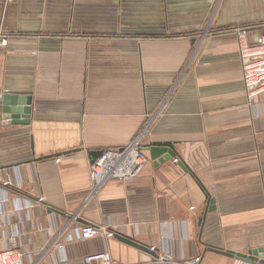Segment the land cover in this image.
Returning <instances> with one entry per match:
<instances>
[{
	"label": "crops",
	"instance_id": "1",
	"mask_svg": "<svg viewBox=\"0 0 264 264\" xmlns=\"http://www.w3.org/2000/svg\"><path fill=\"white\" fill-rule=\"evenodd\" d=\"M239 27L264 33V0H0V96L32 98L28 124H0V250L11 237L32 264L104 250L172 264L112 235L79 237L87 223L196 264L236 260L207 245L264 247V95L247 100ZM138 136L139 172L95 187L90 151ZM153 141L188 169L155 163Z\"/></svg>",
	"mask_w": 264,
	"mask_h": 264
},
{
	"label": "built area",
	"instance_id": "2",
	"mask_svg": "<svg viewBox=\"0 0 264 264\" xmlns=\"http://www.w3.org/2000/svg\"><path fill=\"white\" fill-rule=\"evenodd\" d=\"M237 44L241 59L242 79L246 88L248 102L252 105L258 95H264V33L255 40H250L245 28H236ZM7 38L0 33V45L5 44ZM138 136L128 145L122 148H106L90 165V178L95 187L102 185L112 177H134L144 162L147 155L140 145ZM4 199H6L4 197ZM26 206H31L32 201H27ZM118 231L105 226L83 224L78 228L81 238H90L98 235H112ZM6 246L0 250V264H32L28 247H17L13 238H9ZM37 253V251H35ZM199 257L186 260L184 257H176L170 252L159 253L156 263L171 262L172 264H196ZM60 264H118L109 251L89 254L73 261H63ZM233 264H261L260 262H248L236 259Z\"/></svg>",
	"mask_w": 264,
	"mask_h": 264
},
{
	"label": "water",
	"instance_id": "3",
	"mask_svg": "<svg viewBox=\"0 0 264 264\" xmlns=\"http://www.w3.org/2000/svg\"><path fill=\"white\" fill-rule=\"evenodd\" d=\"M32 98L26 94H15L10 92H5L0 96V124H28L30 122V110H31ZM148 150L149 157L155 161V163L163 162L166 159L176 158L177 163L183 168L188 169L182 159L179 157L178 153L175 151L173 144L171 142L165 141H153L144 146ZM70 151H64L67 154ZM62 153H55L53 155H47L45 158L51 156H58ZM101 154V151H90L89 155L92 159L97 158ZM214 210V199L208 197V204L204 212V216L207 212ZM201 218L199 223L202 222ZM113 236L119 241L140 249L152 257L157 259L159 257L158 249L149 247L127 235L120 232H115ZM207 250L214 251L217 253L224 254L235 259L248 261V262H260L264 264V247H258L247 251V253L225 250L220 247L207 245Z\"/></svg>",
	"mask_w": 264,
	"mask_h": 264
}]
</instances>
